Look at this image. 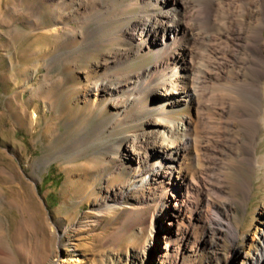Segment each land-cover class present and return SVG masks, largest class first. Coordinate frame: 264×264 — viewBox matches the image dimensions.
I'll use <instances>...</instances> for the list:
<instances>
[{
	"label": "rangeland",
	"instance_id": "374dc122",
	"mask_svg": "<svg viewBox=\"0 0 264 264\" xmlns=\"http://www.w3.org/2000/svg\"><path fill=\"white\" fill-rule=\"evenodd\" d=\"M188 2L196 101L165 109L135 36L161 0H0V264H264V0ZM188 120L191 189L149 173Z\"/></svg>",
	"mask_w": 264,
	"mask_h": 264
},
{
	"label": "bare ground",
	"instance_id": "6f19581e",
	"mask_svg": "<svg viewBox=\"0 0 264 264\" xmlns=\"http://www.w3.org/2000/svg\"><path fill=\"white\" fill-rule=\"evenodd\" d=\"M161 2L165 6V10L160 12L159 15H148L140 20V23L135 26V36L138 40L142 41L145 47L150 46L154 55L159 59L153 68L150 69L151 71L154 69V72H151L148 75L145 85L148 90L161 88L162 93L157 91L155 93L160 96L161 101L165 103L164 108L167 109L168 107H176L182 103H195L196 95L193 90V81L189 76L192 62L188 57L186 49L182 50L185 52H178V50H175V56L172 58L170 55L172 46L180 38V35L187 33V30L184 27V20L187 18L186 15L189 2L188 0H161ZM167 7L169 9H167ZM207 8L210 10L211 6H208ZM160 66L166 67L167 70L171 72L176 70L177 74H173L172 72L167 75H162L158 73ZM180 69L186 70L188 73H182L180 76ZM109 89L110 88L106 85H100L96 90L97 93L95 96L98 97L101 93H105ZM155 125L157 130L151 137L155 139L157 144L159 143L157 153L160 155L162 165L158 169L160 171L151 169L149 173L155 178L161 174H165L167 170L175 171V167L179 165L180 171H178L180 172V177L183 181H188V187L191 189L193 187L192 179H190L189 172L183 167L184 160L186 159L184 154L187 153L190 143L189 131L191 122L188 120L182 125L170 126L158 122ZM138 140V138L134 140L132 147L133 155H135L137 151L136 145L140 143ZM174 208H180L181 210L182 205L177 202L174 204ZM261 233L264 239V229ZM71 261L77 264L81 263L79 258H74V260ZM63 262L67 263L69 261L64 258ZM246 262L247 264L248 262H250V264H259L257 263V259H252L251 261L248 259Z\"/></svg>",
	"mask_w": 264,
	"mask_h": 264
}]
</instances>
